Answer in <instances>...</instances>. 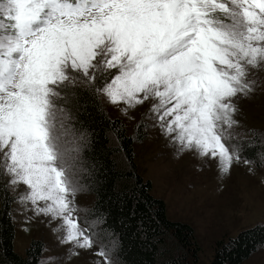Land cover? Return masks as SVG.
<instances>
[{
	"label": "snow or ice",
	"instance_id": "1",
	"mask_svg": "<svg viewBox=\"0 0 264 264\" xmlns=\"http://www.w3.org/2000/svg\"><path fill=\"white\" fill-rule=\"evenodd\" d=\"M262 69L264 0H0V199L23 186L12 199L60 221L53 232L72 245L69 258L91 251L105 221L74 218L91 137L79 117L103 114L101 100L124 115L153 101L144 119L227 175L254 162L246 149L264 148L258 130L247 140L232 131L236 101L254 93ZM256 157L264 165V151ZM118 243L101 244V264Z\"/></svg>",
	"mask_w": 264,
	"mask_h": 264
},
{
	"label": "rangeland",
	"instance_id": "2",
	"mask_svg": "<svg viewBox=\"0 0 264 264\" xmlns=\"http://www.w3.org/2000/svg\"><path fill=\"white\" fill-rule=\"evenodd\" d=\"M257 80L254 93L248 98L236 101L239 111L235 119L240 125L232 131L239 140L251 138L248 129H256L264 134V69L253 74ZM101 103L111 118L119 119L126 133L131 136L143 133V140H135L134 152L137 169L143 179L151 183V193L164 201L169 219L189 224L197 244L200 246L199 264H210L215 244L220 239L235 236L239 231L264 225V165L253 162L245 165L243 160L234 163L227 175H221L216 160L201 158L195 151L178 152L176 144L161 134L156 120L144 119L153 101L130 110L127 115L107 103ZM147 127L137 128L138 122ZM264 139V137H259ZM252 171H249V169ZM21 186L17 192L9 190V196L23 192ZM92 202V195L86 190L75 198L81 211L74 214L79 217L81 226L85 225V214ZM13 222L15 224L14 249L24 255L31 240H41L43 258L51 257L47 264H101L94 255L101 244L93 237L91 251L77 249L78 255L68 256L71 244L61 245L54 233L60 221L50 222V218L36 216L25 206L12 199ZM30 207V206H29ZM112 264H121L111 257ZM242 264H264V245L254 252Z\"/></svg>",
	"mask_w": 264,
	"mask_h": 264
},
{
	"label": "trees",
	"instance_id": "3",
	"mask_svg": "<svg viewBox=\"0 0 264 264\" xmlns=\"http://www.w3.org/2000/svg\"><path fill=\"white\" fill-rule=\"evenodd\" d=\"M83 99L90 97L85 94ZM70 107L76 115V103ZM88 111L91 115L79 117L91 133L83 152L88 172L81 175L80 182L92 195L84 222L97 217L105 221L93 229L99 233V243L110 245V240H117V252L112 256L121 264H199L200 246L192 227L168 218L164 201L151 193L150 181L137 169L134 143L143 140L144 134L128 135L103 105V114L94 108ZM260 151L264 148L246 149L243 156L260 165L256 157ZM11 202L9 195L6 204L0 199V264H38L44 251L41 240H31L24 255L14 249ZM263 245L264 225L257 224L218 240L210 264H242Z\"/></svg>",
	"mask_w": 264,
	"mask_h": 264
}]
</instances>
